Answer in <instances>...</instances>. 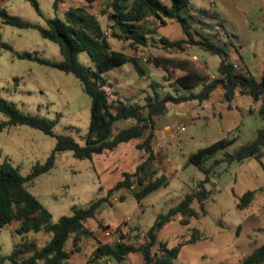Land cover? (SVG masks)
<instances>
[{
    "label": "rangeland",
    "instance_id": "1",
    "mask_svg": "<svg viewBox=\"0 0 264 264\" xmlns=\"http://www.w3.org/2000/svg\"><path fill=\"white\" fill-rule=\"evenodd\" d=\"M40 4L43 15L48 12L63 20L72 19L71 15L65 13L61 3L56 13L45 3ZM73 4L77 6V3ZM263 11L259 0H189L183 7V13L192 17L189 19L191 35L197 37L202 34L220 45L226 42L225 49L229 57L235 59L236 55L230 49V44L238 48L233 35L241 37L251 34L254 25L258 26L254 30L257 38L251 47L259 54L264 42L263 23H260L264 17ZM15 14L31 22L42 19V14L37 13L29 0H23V6ZM147 23L151 27L156 26L155 37L163 35L174 39L183 36L180 23L176 20H167L165 25L157 26L156 20L148 17ZM71 24L74 25V21ZM108 24L105 25L106 30ZM90 26L92 24L86 23V30L99 38L89 31ZM0 41L7 42L17 51L35 52L50 60L62 58L58 44L43 38L33 27L19 28L4 24L0 19ZM108 41L116 50L138 56L144 70V74L140 75L132 64L124 63L102 73L104 88L111 96L143 103L144 96L152 95L153 92L160 95L174 93V87L163 78V70L148 63L146 56L185 53L175 50L168 54L154 44L133 48L129 42L113 37H108ZM185 47L189 53H195L199 61L208 62L207 73L214 71L212 64L219 59L218 55L195 45ZM79 58L91 64L86 52L80 53ZM0 96L13 102L21 111L55 118V133L69 134L79 143L84 142L83 135L89 123L90 97L72 73L35 60L19 58L10 49L0 47ZM234 101L238 108L244 107L241 112L236 107L228 111L222 109L219 102L213 103L214 110L219 111L221 117L213 115L210 108H196L195 101L184 103L183 109L192 114L198 113V117L191 120L187 115L182 116L169 131L162 129L168 120L166 113L163 114L151 141V159H147L144 149L136 147L146 133L140 138L119 144L113 151L94 154L91 159H78L71 151L57 152L53 168L37 176L26 189L50 211L55 222L61 215L71 214L73 206H85L104 196L107 189L122 177V171H134L137 164L147 160V168L140 174L143 181L164 175L168 183L137 201L132 192L141 186L133 177L132 186L114 190L101 203L97 217L87 223L102 234L105 225L113 229L116 233L110 236L112 243L123 235L125 241L139 245L145 241L146 232L156 216L177 204L187 192L196 190L198 181L204 177L193 164H186L189 153L222 137L230 138V143L205 161L204 164L209 165L222 158L224 153L233 152L241 144L253 139L257 129L264 127V118L254 111H248L249 104L255 107L258 101L241 94H237ZM5 119V115L0 113V122ZM132 122L118 121L115 127L118 129ZM180 123L183 125L180 126ZM54 144L55 137L39 129L25 124L9 125L0 130V162L7 159L19 173L26 175L35 162H43L47 158ZM204 187L210 191L204 200L205 213L198 218L192 217L187 225L181 224V216L176 214L158 230L157 238L171 248L185 241L195 227L204 238L182 245L172 264H238L253 248L264 242V156L260 160L247 158L230 163L221 161L209 173V181L204 183ZM260 188L250 205L243 208L236 206L245 191ZM121 196L123 200H120ZM192 207L200 211L197 200L193 201ZM26 237L41 246L49 235L40 231L29 232ZM19 240L20 235L14 232L11 224L0 229V252L8 254L13 243ZM158 248L156 243L152 252ZM92 253L93 250L87 252L84 263L99 264L102 261L103 264H115L112 259L92 261ZM71 264L81 262L74 258ZM120 264H144V260L140 252H132Z\"/></svg>",
    "mask_w": 264,
    "mask_h": 264
},
{
    "label": "trees",
    "instance_id": "2",
    "mask_svg": "<svg viewBox=\"0 0 264 264\" xmlns=\"http://www.w3.org/2000/svg\"><path fill=\"white\" fill-rule=\"evenodd\" d=\"M29 1L37 13L41 14L37 2ZM167 1L166 3L162 0H107L101 13L106 16L109 24L106 32L99 38L93 37L82 25L74 26L67 18L63 20L57 16L48 17L45 19V24L40 25L25 20L19 15L10 14L0 7L2 23L19 28L37 29L43 38L58 44L62 58L50 60L38 56L35 52L17 51L7 42L0 41V47L10 49L19 58L35 60L72 73L79 79L83 90L90 97L88 128L83 135L84 142L79 143L69 134L53 131L55 118L21 111L13 102L0 96V113L6 117L0 122V130L9 125L25 124L55 137L54 147L47 158L43 162H35L26 175L19 173L7 159L0 162V229L15 223L13 230L20 235V240L13 243V248L8 254L0 252V264H39L40 262L68 264L71 254L81 249L79 244L81 236L92 234L88 221L97 217L101 203L106 201L107 196L114 190L129 189L135 177L141 187L133 191L132 195L140 201L150 192L168 183L164 175L149 178L144 182L140 174L146 170L149 162L144 160L137 164L134 171H122V177L107 189L104 196L92 200L85 206H73L71 214L61 215L57 221L53 222L50 211L26 189V186L32 185L37 176L53 168L57 152L71 151L72 155L78 159H91L94 154L105 150L113 151L119 144L140 138L146 133L142 142L137 143L136 147L144 149L147 159H151L155 118L165 114L168 105L171 104L191 100L202 103L209 98L212 90L218 85L224 89V97L228 105L236 92L248 95L259 102L257 113L264 118V68L261 78L257 80L248 71L237 67L229 58L225 49L226 42L220 45L198 33L197 37H193L189 23L192 17L183 13V7L189 0ZM59 2L60 0H53V6L56 7ZM78 10V7L70 8L68 13L77 14L78 19L83 20L85 14ZM148 17H153L157 26L165 25L167 20H176L180 23L183 36L174 39L163 35L155 37L156 26L151 27L147 23ZM108 37L127 41L133 48L154 44L168 54L177 49L184 50L186 45H195L212 54H217L220 62L213 77H210L205 67L197 66L187 53L186 55L149 54L146 56V61L163 70V78L174 87V93L167 92L160 95L153 92L152 95L144 96L143 103L122 100L118 96H111L104 88L105 79L101 76L102 73L124 63L132 64L140 75L144 74V70L138 56L111 48ZM82 52L87 53L91 64L81 61L79 54ZM197 87L198 89L194 91ZM126 120L133 122L118 129L115 127L116 122ZM230 142V138L222 137L188 154L186 164H193L204 174V177L198 181L196 190L187 192L177 204L156 216L154 223L146 232L143 243L134 245L125 241L123 235H120V239L114 243L98 242L91 260L112 259L115 264H120L129 253L140 252L144 264H172L182 245L203 239L200 230L193 227L185 241L168 248L166 244L158 240L157 232L176 214L181 216L180 223L187 225L192 217L198 218L205 213L204 200L210 191L204 187V183L209 181V173L221 161L230 163L247 158L260 160L264 156V127L258 128L255 137L241 144L235 151L224 153L222 158L214 160L209 165L204 164L212 154ZM261 189L245 191L239 197L236 206L243 208L250 205L257 191ZM120 198L123 200V196ZM194 200H197L200 211L192 207ZM40 231L49 235L48 240L41 246L26 237L29 232ZM69 240H71V246L67 249ZM156 243L159 248L153 253L152 247ZM263 262L264 242L253 248L238 264Z\"/></svg>",
    "mask_w": 264,
    "mask_h": 264
},
{
    "label": "crops",
    "instance_id": "3",
    "mask_svg": "<svg viewBox=\"0 0 264 264\" xmlns=\"http://www.w3.org/2000/svg\"><path fill=\"white\" fill-rule=\"evenodd\" d=\"M35 1L37 2L38 6H40L41 5L40 3H42V2L45 3L46 5L50 6V8H52V10H53L52 11L53 13H56V9L58 7V4L61 3L62 6L64 7L65 13L72 16V19L70 20V22L72 23V21H74V25H76V26L82 25L86 29V27H85L86 23H87V25L92 24L93 27L90 26L91 28L89 29V31H92L95 35H98V37H101L106 32L105 25L108 23V20L105 17V15L101 13V10L103 9V7H105L104 5L106 4L107 0H93L90 2H88L86 0H60V2L57 4L56 7L53 6V0H35ZM259 1H260L261 6L264 7V1L263 0H259ZM74 2L77 3V6H75L73 4ZM22 6H23V0H0V7L4 8L10 14H15V11H17V9H19ZM74 7H78L79 8L78 12H83L85 14V18L83 20L78 19L77 14H69L68 13V9L74 8ZM40 10H41V8H40ZM41 14H42V10H41ZM15 15H17V14H15ZM51 15H49V13L46 12L45 15H43V14L41 15L42 16L41 20L33 21V23H38L40 25H44L46 18L53 17ZM260 23H263L262 26L264 28V17H263L262 21L260 20ZM257 27L258 26H256V25L253 26V30H252L251 34L247 33L246 35H243L241 37L238 35H233L237 39L238 48L236 47V45L230 44L231 53L236 55V59L230 58V57L229 58L237 65V67H241L243 70L248 71L249 73H251L253 75L254 78L259 80L261 78L262 71L264 68V63L262 61V58L264 57V42H263V45L261 46L259 54H257L254 50H252V47H251V44L256 42L257 34L254 32V30ZM229 43H232V42L230 41ZM110 46H111V48H113V45H110ZM113 49H115V48H113ZM187 55L189 57H191V55H195L197 57L196 59H193L195 64L199 67L204 66L205 71H207V68L209 67V65H208V62L206 60H203V62H201V61H199L198 56L195 53H189L188 51H187ZM219 62H220V57L215 62V64H212L214 71L216 70ZM214 71L209 72L208 74L211 75L214 73ZM237 94H240V93L236 92L233 100L230 102V105H228V103L224 97V89L220 85H218L214 90H212L209 98L200 104L196 100H191V101H186V102H182V103H178V104L168 105V110L166 112V116H167L168 120L163 124L162 129H164L165 131L166 130L169 131V129L175 123H177V121L180 120L182 116L187 115V116H189V118L191 120L193 118L198 117V113L192 114V113H189L188 111L184 110L182 107L184 103L195 101L196 102V105H195L196 108H198V109L210 108L211 113L213 115L218 114L221 117L222 116L221 113L219 111L217 112L214 110L215 106L213 103L215 101H217L221 104L220 107H222V109L231 111V110H233V107L238 108L236 106L235 101H234ZM241 95H244V94H241ZM258 105L255 107H252L249 104L248 111H250V112L254 111L257 113ZM242 109H244V107L238 108V110L240 112L242 111ZM161 116L162 115H159L155 118L154 131H156L158 129L157 124H158V120L161 118ZM181 125H183V124L180 123V126ZM217 129L222 132V129H220L218 127H217ZM11 225L13 226V228L16 226L15 223H12ZM90 230L92 231V234L87 235L88 236L87 238L86 237L84 238V235L81 236L80 242H79V244L81 245V249L79 251L71 254L70 258L68 259V264H71V261L74 258H77L81 262V264H91L89 262L88 263L83 262L84 257L87 255V252H89V250L90 251L94 250V248L96 247L98 242L112 243L110 241L111 240L110 236H104L99 230H95L94 228H90ZM68 242L69 243H67V246H66L67 249H69L71 246V240H69ZM84 245H86V246H84ZM99 260H102V259H99ZM99 262H101L99 264H103L102 261H99Z\"/></svg>",
    "mask_w": 264,
    "mask_h": 264
},
{
    "label": "built area",
    "instance_id": "4",
    "mask_svg": "<svg viewBox=\"0 0 264 264\" xmlns=\"http://www.w3.org/2000/svg\"><path fill=\"white\" fill-rule=\"evenodd\" d=\"M176 51H179V52H181V53H187V49H186V47H185V49L184 50H179V49H177ZM191 58L192 59H196L197 57L195 56V55H191ZM262 61H263V63H264V57L262 58ZM210 77H213V74H211L210 75ZM116 232L113 230V229H111L110 227H106L104 230H103V234L105 235V236H112L113 234H115ZM119 240V239H118Z\"/></svg>",
    "mask_w": 264,
    "mask_h": 264
}]
</instances>
